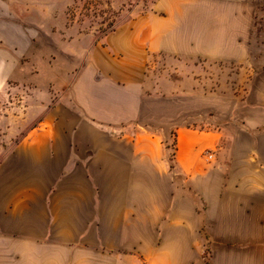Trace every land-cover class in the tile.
I'll list each match as a JSON object with an SVG mask.
<instances>
[{
    "label": "crops",
    "instance_id": "1",
    "mask_svg": "<svg viewBox=\"0 0 264 264\" xmlns=\"http://www.w3.org/2000/svg\"><path fill=\"white\" fill-rule=\"evenodd\" d=\"M207 3L158 0L151 38L144 43L139 33L137 44L246 60L254 10L245 0H222L217 10ZM12 17L0 21L9 46ZM64 84L55 104L48 92L15 149L29 165L30 188L0 189V264H208L206 241L211 264H264V130L255 119L224 151L223 132L179 128L175 173L149 129L185 113L180 104L191 96L143 97L129 73L94 60Z\"/></svg>",
    "mask_w": 264,
    "mask_h": 264
},
{
    "label": "rangeland",
    "instance_id": "2",
    "mask_svg": "<svg viewBox=\"0 0 264 264\" xmlns=\"http://www.w3.org/2000/svg\"><path fill=\"white\" fill-rule=\"evenodd\" d=\"M157 1L0 0V21L14 16L16 28L13 45L0 42V189L30 188L29 165L15 149L30 122H38L48 92L55 104L56 93L66 89L64 82L72 81L93 60L129 73L143 97L191 96V101L180 104L185 113L170 116L175 123L166 115L165 124L149 130L162 138L175 173L181 127L223 132L226 139L218 147L223 151L252 119L259 123L258 131L264 130V0H245L255 12V26L254 41L243 61L179 56L137 44L139 33L144 43L151 38L148 21ZM206 1L207 9L222 8V0ZM234 4L230 3L233 8ZM155 14L163 19L158 24L165 25L167 14ZM23 44L28 48L23 49ZM204 105L207 111L198 112ZM29 109L32 114L26 116ZM204 157L209 159V152ZM204 247V258L211 264L212 242L206 241ZM159 264H164L162 258Z\"/></svg>",
    "mask_w": 264,
    "mask_h": 264
},
{
    "label": "built area",
    "instance_id": "3",
    "mask_svg": "<svg viewBox=\"0 0 264 264\" xmlns=\"http://www.w3.org/2000/svg\"><path fill=\"white\" fill-rule=\"evenodd\" d=\"M210 158H212V155H211V154H209V159H210Z\"/></svg>",
    "mask_w": 264,
    "mask_h": 264
},
{
    "label": "trees",
    "instance_id": "4",
    "mask_svg": "<svg viewBox=\"0 0 264 264\" xmlns=\"http://www.w3.org/2000/svg\"><path fill=\"white\" fill-rule=\"evenodd\" d=\"M150 130V129H149ZM209 264V263H208Z\"/></svg>",
    "mask_w": 264,
    "mask_h": 264
}]
</instances>
